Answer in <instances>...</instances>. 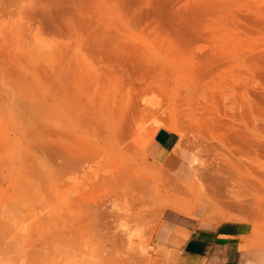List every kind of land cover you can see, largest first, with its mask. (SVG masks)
<instances>
[{"label": "rangeland", "instance_id": "374dc122", "mask_svg": "<svg viewBox=\"0 0 264 264\" xmlns=\"http://www.w3.org/2000/svg\"><path fill=\"white\" fill-rule=\"evenodd\" d=\"M196 209L264 249V0H0V257L178 264Z\"/></svg>", "mask_w": 264, "mask_h": 264}, {"label": "crops", "instance_id": "0c3cea01", "mask_svg": "<svg viewBox=\"0 0 264 264\" xmlns=\"http://www.w3.org/2000/svg\"><path fill=\"white\" fill-rule=\"evenodd\" d=\"M177 141L175 133L158 131L153 142L154 158L169 171L186 176L187 158L174 152ZM196 211L194 217L167 211L154 230V242L179 252L178 264H264V249L241 248L238 227L211 226L204 214L199 209Z\"/></svg>", "mask_w": 264, "mask_h": 264}, {"label": "bare ground", "instance_id": "6f19581e", "mask_svg": "<svg viewBox=\"0 0 264 264\" xmlns=\"http://www.w3.org/2000/svg\"><path fill=\"white\" fill-rule=\"evenodd\" d=\"M15 32V36H18V34H20L17 30L14 31ZM14 35V34H13ZM18 39V38H17ZM15 41V40H14ZM17 41V40H16ZM35 46V45H34ZM37 46V45H36ZM54 46V45H53ZM55 49V47H54ZM226 99V98H224ZM223 99V100H224ZM224 103V101H223ZM225 104V103H224ZM145 111H151V110H147V109H144ZM143 127H141L142 129ZM140 129V128H139ZM169 207H172V209H175L179 212H182V213H185V214H188V215H192L193 214V205H188V204H184V203H177V202H172L170 203V205H168ZM160 218V217H159ZM158 218V219H159ZM195 219V218H194ZM198 220V219H197ZM12 254H9L7 256L6 259H2L0 257V264H17V259L16 257L14 258L13 256H11Z\"/></svg>", "mask_w": 264, "mask_h": 264}]
</instances>
